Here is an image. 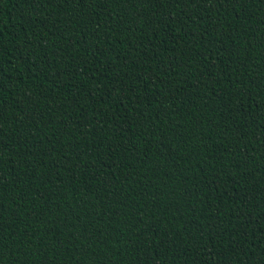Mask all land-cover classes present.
Here are the masks:
<instances>
[{
    "label": "trees",
    "instance_id": "1",
    "mask_svg": "<svg viewBox=\"0 0 264 264\" xmlns=\"http://www.w3.org/2000/svg\"><path fill=\"white\" fill-rule=\"evenodd\" d=\"M0 264H264V0H0Z\"/></svg>",
    "mask_w": 264,
    "mask_h": 264
},
{
    "label": "snow or ice",
    "instance_id": "2",
    "mask_svg": "<svg viewBox=\"0 0 264 264\" xmlns=\"http://www.w3.org/2000/svg\"><path fill=\"white\" fill-rule=\"evenodd\" d=\"M65 2H68V0H65ZM142 2H143V0H142ZM148 2L153 3L155 5H158L161 8H167L172 4L180 3V0H148ZM189 2H190V0H189ZM204 2H207V0H204ZM213 2L219 3L220 0H213ZM239 2H240V0H226V3L233 4V5L236 3H239Z\"/></svg>",
    "mask_w": 264,
    "mask_h": 264
}]
</instances>
